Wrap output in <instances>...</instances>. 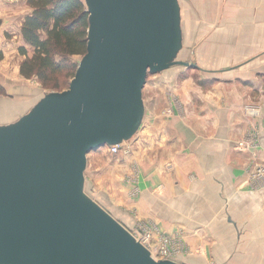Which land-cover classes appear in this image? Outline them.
Listing matches in <instances>:
<instances>
[{
    "label": "water",
    "instance_id": "obj_1",
    "mask_svg": "<svg viewBox=\"0 0 264 264\" xmlns=\"http://www.w3.org/2000/svg\"><path fill=\"white\" fill-rule=\"evenodd\" d=\"M83 1L86 51L68 88L0 124V264H187L155 258L88 194L87 155L133 139L148 74L225 69L180 56V0Z\"/></svg>",
    "mask_w": 264,
    "mask_h": 264
},
{
    "label": "crops",
    "instance_id": "obj_2",
    "mask_svg": "<svg viewBox=\"0 0 264 264\" xmlns=\"http://www.w3.org/2000/svg\"><path fill=\"white\" fill-rule=\"evenodd\" d=\"M7 1L0 0L1 30L11 24L1 16L14 8L15 0ZM192 1L189 11L200 13L201 27L210 32L202 43L218 45V58L230 65L224 68L223 62V77L208 86L192 77L162 86L163 118L156 113L154 91L159 88L151 83L146 128L127 142L132 146L125 154L131 156L122 153L120 158L129 173L124 189L129 194L136 187L139 200L120 207L119 217L111 214L131 230L144 219L153 233L170 236L172 259L180 262L264 264V185L251 176L264 161V0ZM4 46L0 43V51ZM216 55H209L211 62ZM19 66L14 64L12 77L20 75ZM231 72L236 79L225 77ZM175 73L167 69L160 75ZM143 102L142 124L151 109ZM148 152L156 159L163 153L161 161H152L151 172L137 162H149ZM90 155L86 169L96 165L97 157ZM135 160L138 170L132 168Z\"/></svg>",
    "mask_w": 264,
    "mask_h": 264
},
{
    "label": "rangeland",
    "instance_id": "obj_3",
    "mask_svg": "<svg viewBox=\"0 0 264 264\" xmlns=\"http://www.w3.org/2000/svg\"><path fill=\"white\" fill-rule=\"evenodd\" d=\"M7 1V0H5ZM11 1V0H10ZM83 1V0H82ZM8 2V1H7ZM14 8L9 10L5 15H1L3 19H6V17L9 19L10 23L8 27H6L5 30L0 31V43L2 44L3 49L0 51V70L4 77L3 79H0V124L2 123H9L12 120L17 119L21 114L25 113L27 109L42 95V92L44 91H62L64 89L68 88L69 82L71 81V77L73 76V73L67 74L65 72H62L61 74L57 75L59 78V84L57 87H54L53 84L50 85H44L41 81H39L35 75L29 77V78H23L21 75H16L15 77H12L11 70L14 66V64H19L24 59L25 55H21L19 52V44L26 45L27 48V55L31 56L34 52V49L25 43V41L22 38V34L20 33V28L23 23V19L26 15H29L32 12V7L26 2V0H15L14 2ZM181 8H182V14H183V29L185 31V38H184V48L181 51L180 56L182 58H187L190 60L197 61L200 66L203 68H210V66L215 67V70H219L222 66V63L225 62V66L228 65L227 61L221 60L218 58L219 55V49L220 47L217 45V47L214 46V44H211L209 42L202 43L203 38L207 35L209 29L202 26V21L200 17V13L189 11L191 7H194V2L192 0H180ZM2 12V11H1ZM26 14V15H25ZM193 15L190 23V18ZM218 31V28H214V32L212 34L216 35ZM22 47V46H20ZM217 53L215 58H212V62L209 59V55ZM254 54V53H253ZM251 54V55H253ZM249 56L245 57H238V60L232 61V63L236 64L241 60H245L246 58H249ZM82 55H75L71 58L74 61H78V59ZM262 56V55H261ZM256 57L258 59L259 57ZM254 59V60H256ZM19 60V61H17ZM208 63H211L208 65ZM227 63V64H226ZM230 65V64H229ZM237 65V64H236ZM224 68H227V66ZM20 67V66H19ZM169 70L175 71V76H170L168 78H164V75H160V73L156 74H148L147 81L145 86L143 87V99L146 101V106L148 104V95L153 94V92L148 91L149 86H151V83H155V88H159L158 90L154 91V94L156 96L155 100L158 102L157 105V114L159 116H162L163 118V106H162V86H177L178 82L180 80H183L184 78L192 77L193 80H195L198 84H204L206 86L213 83V81H216L223 77L220 73L215 74H206L201 72L200 70L196 68H189V67H183V66H177L170 68ZM182 70V71H181ZM192 70V71H191ZM235 71V70H234ZM6 72V75L3 74ZM9 72V74L7 73ZM186 72V73H185ZM251 73V72H250ZM230 75V77L228 76ZM252 73V77H253ZM162 76V78H161ZM238 76L237 74L230 73L225 75V77H229L227 79H233ZM214 78H217L216 80ZM5 80V81H4ZM155 80V81H154ZM151 93V94H150ZM264 103V101L262 102ZM152 107V106H151ZM147 106L148 110L151 108ZM253 107V106H251ZM244 108V106H243ZM245 109V108H244ZM152 108L146 115V118L144 120V124L141 125L139 129V133L137 132L134 134L133 138L136 136H140V133H143V131L146 128V125L148 123V116L151 112ZM125 148H128L130 150V147L132 144L127 142H124ZM126 153L120 151L117 155H111L107 152L106 146H103L102 148L91 150L90 156L97 157L96 159V165L94 166V169H86L85 173L87 172V177L85 178V184H86V191L88 194H90L94 199H97L99 203L104 207H106L111 213L118 215L119 213L117 210H120V207L123 208L124 204H133L139 200L138 191L136 187L130 190L129 194L127 193V190L124 189V187H127V177L128 171L126 167H122L121 162V154ZM129 153V152H127ZM147 153V152H146ZM131 154V153H130ZM130 154H125L129 156ZM151 155L149 158V162H147L146 159L137 161L140 165H148V170L153 171L154 167H152V164L155 162H152L154 160L161 161L163 157L162 152H158L159 157L153 158V153L148 152V155ZM131 156V155H130ZM163 161V160H162ZM132 168L135 170H138L136 163V160L133 161ZM261 163H264L261 162ZM151 164V165H149ZM128 168H131L130 166ZM132 168L130 169V174L133 173ZM95 170V171H94ZM131 188V187H130ZM143 219V218H140ZM143 221V222H141ZM137 225H146L147 227H151L150 224L145 222V220H138ZM135 228V227H134ZM133 228V229H134ZM152 231V230H151ZM160 234H153V237L157 239V236ZM171 238L170 236H167Z\"/></svg>",
    "mask_w": 264,
    "mask_h": 264
},
{
    "label": "trees",
    "instance_id": "obj_4",
    "mask_svg": "<svg viewBox=\"0 0 264 264\" xmlns=\"http://www.w3.org/2000/svg\"><path fill=\"white\" fill-rule=\"evenodd\" d=\"M32 12L23 19L20 33L34 52L27 55L25 47H19L21 55L19 73L23 78L33 75L44 85L57 87V75L73 73L78 62L71 57L86 51L88 16L82 0H26Z\"/></svg>",
    "mask_w": 264,
    "mask_h": 264
},
{
    "label": "built area",
    "instance_id": "obj_5",
    "mask_svg": "<svg viewBox=\"0 0 264 264\" xmlns=\"http://www.w3.org/2000/svg\"><path fill=\"white\" fill-rule=\"evenodd\" d=\"M244 146L246 144H243ZM107 152L111 155H117L120 151L128 152V148H125L124 143L115 144L111 146H106ZM254 180L260 179L263 181L264 185V163H257L255 170L251 174ZM132 234L136 239H138L142 244H144L149 250L151 255L159 259L172 258L173 249L171 238L159 235L157 239L153 237V232L146 225H137L131 230Z\"/></svg>",
    "mask_w": 264,
    "mask_h": 264
}]
</instances>
